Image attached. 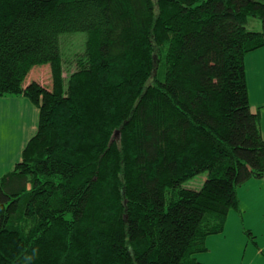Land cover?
Instances as JSON below:
<instances>
[{
    "label": "trees",
    "instance_id": "1",
    "mask_svg": "<svg viewBox=\"0 0 264 264\" xmlns=\"http://www.w3.org/2000/svg\"><path fill=\"white\" fill-rule=\"evenodd\" d=\"M263 46L264 0H0V97L38 111L0 178V264H200L264 179Z\"/></svg>",
    "mask_w": 264,
    "mask_h": 264
},
{
    "label": "rangeland",
    "instance_id": "2",
    "mask_svg": "<svg viewBox=\"0 0 264 264\" xmlns=\"http://www.w3.org/2000/svg\"><path fill=\"white\" fill-rule=\"evenodd\" d=\"M247 29L260 31V21L251 19ZM72 43L79 42L74 39ZM245 56L259 67L260 74L264 78V46L250 51ZM244 66L247 80V65L244 63ZM39 68L29 77L35 79L40 85L48 87L51 84L49 68L47 66H39ZM37 121V108L26 97L14 95L0 97V178L11 171L19 160L21 149L33 135ZM205 176L204 173L199 174L186 181L184 186L198 189L205 180ZM238 189H240L238 193L239 209L229 211L224 229L219 234L207 237L206 246L209 247V250L196 255L200 264L215 262L216 254H213V249H215V242H220L221 233L228 234L229 239L226 242H229L233 248L231 253H226L227 257L224 258V261L227 262H240L241 255L245 252L246 241L249 242L248 252L255 249L254 240L264 246V179L250 178ZM236 246H240V249H236ZM225 248L228 247L225 246ZM248 252L246 260L249 258Z\"/></svg>",
    "mask_w": 264,
    "mask_h": 264
},
{
    "label": "crops",
    "instance_id": "3",
    "mask_svg": "<svg viewBox=\"0 0 264 264\" xmlns=\"http://www.w3.org/2000/svg\"><path fill=\"white\" fill-rule=\"evenodd\" d=\"M245 65H247L246 73H247V91H248V99L250 104V110L254 113H257L258 116V125L262 138L264 139V78L260 74L259 67L250 62L246 56L244 59ZM252 99V102H251ZM246 183V182H245ZM244 183V184H245ZM243 184V185H244ZM243 188V187H241ZM240 189L237 190V195ZM240 203V199H239ZM222 237L220 238V242H215V249H213V254L215 255V262H203V264H264V246L256 243L254 240L255 249L248 252L249 242H245V252L241 255V259L239 263L227 262L224 261V258L227 257V252L232 251V246L229 242H226L228 238L227 233H221ZM228 247L227 249L225 248ZM236 249H240V246H236ZM209 250V247L207 248ZM247 252L249 254V258L246 260ZM198 260V258H196Z\"/></svg>",
    "mask_w": 264,
    "mask_h": 264
},
{
    "label": "water",
    "instance_id": "4",
    "mask_svg": "<svg viewBox=\"0 0 264 264\" xmlns=\"http://www.w3.org/2000/svg\"><path fill=\"white\" fill-rule=\"evenodd\" d=\"M118 134V131L115 133V135H117Z\"/></svg>",
    "mask_w": 264,
    "mask_h": 264
}]
</instances>
